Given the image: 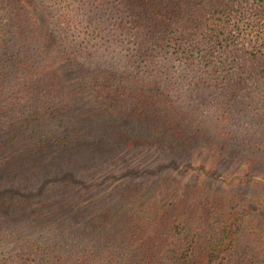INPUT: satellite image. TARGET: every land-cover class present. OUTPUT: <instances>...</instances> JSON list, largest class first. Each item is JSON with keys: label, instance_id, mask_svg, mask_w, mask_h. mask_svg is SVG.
<instances>
[{"label": "trees", "instance_id": "obj_1", "mask_svg": "<svg viewBox=\"0 0 264 264\" xmlns=\"http://www.w3.org/2000/svg\"><path fill=\"white\" fill-rule=\"evenodd\" d=\"M257 25L264 0H0V172L16 189L0 219V264H264V199L249 205L210 177L182 181L165 163L150 169L153 158L113 174L124 152L162 145L179 149L174 167L192 152L264 163ZM65 45L104 75L73 70ZM97 76L103 93L136 81L120 91L136 100L128 112L93 116L126 100L116 91L70 108L72 81ZM161 101L175 116L152 109ZM79 147L88 154L74 171ZM97 167L113 181L95 180Z\"/></svg>", "mask_w": 264, "mask_h": 264}, {"label": "rangeland", "instance_id": "obj_2", "mask_svg": "<svg viewBox=\"0 0 264 264\" xmlns=\"http://www.w3.org/2000/svg\"><path fill=\"white\" fill-rule=\"evenodd\" d=\"M61 3V4H60ZM58 3L59 6H64L63 2ZM51 28L55 35H60V31L57 25L54 23H51ZM249 33L256 39V37H259L264 32V28L262 26L257 25L256 27H252L251 29H248ZM251 36V37H252ZM61 37V35H60ZM58 38V37H57ZM59 40L62 41V38ZM257 45V44H256ZM64 55L70 60L71 63H73V70H77V66L82 65L79 69L81 72L88 71L89 75L92 76L98 72V75L101 73L104 75L103 70L104 66H99L97 62L93 61L92 59H86V57L79 56L71 52L65 45ZM77 73V72H75ZM97 81L94 79H85L84 81H72L76 82L75 85H78V88H75L74 91L76 92L74 95L75 101L71 102L69 105L72 109H82L84 106L91 105L92 102L96 99L101 100V97L105 95L106 91L113 94V91H116L115 96L123 99L126 98V100L121 101H114L112 107H109L104 112L103 111H97L96 115H93L94 117H98V119L108 118L109 113H113L112 117L116 115L119 116L120 113L127 111L131 109L130 105L132 103H135V98L128 97L129 94H126L129 92V87L132 90L131 86L128 85L130 82L134 84L136 81H111V86H108L105 89V92H102V87H100L99 83H104L103 80L101 81L100 76H97ZM107 83V81H106ZM127 83V84H126ZM126 86L128 87V90H126V93H122L120 95V91L122 90V87ZM135 87L138 86L134 85ZM137 88V87H136ZM138 89V88H137ZM154 87H149L148 90H153ZM25 95V94H23ZM20 91L17 92V95L15 98L20 97V100H16L18 103H23L26 98L23 96ZM128 97V98H127ZM161 107L158 108H152V109H159L158 114L167 116H175L172 114L173 111H176L175 109L171 108V104H168V102L161 101ZM137 106V105H136ZM138 111H143L144 109L137 106ZM152 109H148L151 111ZM106 112V113H105ZM202 112V111H201ZM184 115H191L192 109H190V112H187V109L184 111H181ZM177 114V113H176ZM170 117V118H171ZM181 118V116H178ZM190 117V116H186ZM130 121L136 120L134 123L139 124L140 121H138V117L133 116V118H128ZM124 122V121H123ZM122 122V123H123ZM127 122V121H125ZM122 123L120 125H122ZM102 126V124H100ZM108 128H112L113 126L106 125ZM119 128V125L114 126V131H116ZM95 131H98V129H95ZM96 133V132H93ZM163 146H169V145H162L160 147L155 148V146L147 148H142L141 151H137L136 153H130L129 151L124 152L122 154V158L120 161V165L115 166L113 169L115 173L107 170H102L100 172V169L97 167L95 168L94 175L95 180L98 179L100 182H108V179H110V182L113 181V178L111 177V174H120L121 172L125 171L128 168H135L137 170H141L143 166L149 165V161L152 159V162L150 163V169H155L159 163H165L166 167L163 168L165 171H173L174 174L178 175L180 180H187V179H196L199 180L203 177H210L214 178L216 181H218V185L224 188L225 191L228 190H239L240 192L244 194L250 203L249 205H257L261 203L259 200L264 199V163L246 166V163L242 158L235 159L234 161L231 159H226L225 162H222V160L217 156H210L208 155V152H192L188 155V157L184 161H177L176 167L170 164V161L172 159H175L174 156L176 153H178V148H174L171 152L170 148L167 147L165 150H161L160 148ZM120 148V147H119ZM162 151L161 154H159L157 151ZM98 151V150H97ZM55 152V151H54ZM76 154L73 155V158H75L77 161L70 162L72 163L70 168L76 171L77 169H80L83 165V162L85 160V155L88 154V151L86 150V147H79V150H75ZM91 153H95V151H91ZM89 152V153H90ZM59 153V152H58ZM55 152V154H51V157H48V161H52V164L48 163L49 167L57 168L58 164L62 161H64L63 157L59 161H53L57 160L54 157L58 154ZM53 156V157H52ZM103 155H101L102 157ZM173 157V158H172ZM176 157V156H175ZM100 165V162L97 163ZM132 165V166H131ZM97 169V170H96ZM0 175H3V178H1V181H7L6 183L2 184L0 186V219H7V217H3L7 213V209H10V207H15L14 205V198L16 195V192L13 190H16L15 187L11 184V189L8 188V183L10 184L11 180L7 178L8 172L5 170V172H0ZM60 178L61 176L57 175V178ZM5 185V188L3 189ZM105 186V185H104ZM3 189V190H2ZM256 211H254L250 216L255 214Z\"/></svg>", "mask_w": 264, "mask_h": 264}]
</instances>
